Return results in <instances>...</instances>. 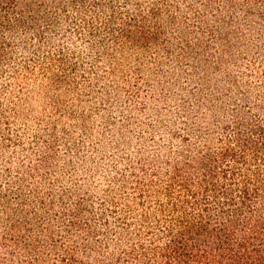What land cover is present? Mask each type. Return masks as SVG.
Wrapping results in <instances>:
<instances>
[{
    "label": "rangeland",
    "instance_id": "374dc122",
    "mask_svg": "<svg viewBox=\"0 0 264 264\" xmlns=\"http://www.w3.org/2000/svg\"><path fill=\"white\" fill-rule=\"evenodd\" d=\"M47 10L40 16L53 23L6 34L0 56L7 262L48 234L83 248L80 226L65 237L74 215L99 230L100 244L102 216L114 221L111 203L128 200L132 170L165 160L186 132L194 139L231 109L264 105V2L84 0Z\"/></svg>",
    "mask_w": 264,
    "mask_h": 264
},
{
    "label": "trees",
    "instance_id": "16d2710c",
    "mask_svg": "<svg viewBox=\"0 0 264 264\" xmlns=\"http://www.w3.org/2000/svg\"><path fill=\"white\" fill-rule=\"evenodd\" d=\"M257 1L264 2L250 0ZM80 4L84 0H0V56L6 34L54 22L49 13L40 16V8ZM130 27L121 22L120 33ZM188 136L165 160L132 170L122 183L128 200L111 203L114 221L102 216L100 244L93 240L99 230L74 215L65 237L80 226L83 248L48 234V243H27L12 253L14 261L2 257L1 263L264 264V105L231 109L194 139ZM75 212L82 215L80 208Z\"/></svg>",
    "mask_w": 264,
    "mask_h": 264
}]
</instances>
